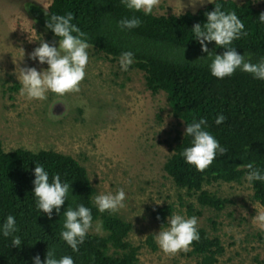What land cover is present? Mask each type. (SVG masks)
<instances>
[{"label": "trees", "instance_id": "obj_1", "mask_svg": "<svg viewBox=\"0 0 264 264\" xmlns=\"http://www.w3.org/2000/svg\"><path fill=\"white\" fill-rule=\"evenodd\" d=\"M221 4L222 10L234 11L245 25L248 35L233 41L235 50L252 63L264 58V23L259 15L264 9L256 8L251 0H212L194 11L180 14H149L127 9L121 0H51L46 6L28 2L26 7L32 18L46 32L60 40L46 21L52 14L66 15L72 12L76 24L87 34V42L93 49L111 59H119L122 52L131 51L134 62L130 67L144 73L146 88L151 94L163 91L171 113L184 126L180 137L170 145V153L163 163V171L174 185L194 194L199 206L220 210L226 199L203 188L204 183L222 180L238 182L246 176V165H253L264 174V80L237 69L223 79L214 77L209 69L208 53L201 51L195 39L193 26L207 21L206 13ZM138 17L142 23L131 30H121L118 21ZM75 35V33H74ZM214 54H223L227 49L217 47L215 42H206ZM224 115L223 123H215L218 115ZM204 118L205 130L209 131L227 149L203 172L186 163L181 155L192 146V138L185 137L188 123ZM36 164L48 172L50 182L59 174L62 182L70 185L68 199L60 212L53 209L49 218L37 209L33 180ZM252 197L264 205V182L250 183ZM94 188L86 168L73 156L52 149L33 151L23 147L5 151L0 144V226L12 215L21 238L19 247L12 246V236L4 237L0 232V264H34L33 257L46 259L48 249H55L57 258L68 255L74 264H137L138 247L127 239L131 224L115 214L101 213L93 203ZM83 204L91 209L92 220L100 219L106 234L91 233L79 245V251L60 238L68 207L76 209ZM187 215L200 214L192 204H186ZM174 208L171 204L156 207L152 216L164 224ZM159 217V218H158ZM199 241H194L191 252L200 257L202 264H213L223 252L218 236L209 235L198 227ZM147 243L155 247L152 236Z\"/></svg>", "mask_w": 264, "mask_h": 264}, {"label": "rangeland", "instance_id": "obj_2", "mask_svg": "<svg viewBox=\"0 0 264 264\" xmlns=\"http://www.w3.org/2000/svg\"><path fill=\"white\" fill-rule=\"evenodd\" d=\"M51 0H0V144L5 151L23 147L33 151L52 149L76 158L87 170L94 195L115 194L123 189L124 208L115 215L128 221L127 239L138 247L137 264H202L191 251L166 255L155 235L167 229L152 216L156 207L171 204L172 214L186 218L185 205L192 204L198 227L219 237L223 252L213 264H264V231L253 223L264 205L252 197L251 184L215 180L203 188L226 199L215 210L199 206L195 195L174 185L163 163L183 123L171 113L166 94L146 88L144 73L130 67L122 71L119 59H111L92 47L86 76L78 93L58 96L47 93L44 101L20 95L21 69L46 70L30 54L41 42L59 46L30 15L26 4L47 6ZM209 0H160L154 14L194 11ZM240 2L241 0H235ZM264 9V0H251ZM171 214V215H172ZM91 233L106 234L100 219L92 220ZM152 236L155 247L147 243Z\"/></svg>", "mask_w": 264, "mask_h": 264}, {"label": "clouds", "instance_id": "obj_3", "mask_svg": "<svg viewBox=\"0 0 264 264\" xmlns=\"http://www.w3.org/2000/svg\"><path fill=\"white\" fill-rule=\"evenodd\" d=\"M194 2V0H193ZM204 0H201L203 3ZM212 2V0H209ZM121 3L129 10L142 11L145 15L153 13L158 7L160 0H121ZM45 15L48 16L47 7L43 4ZM221 4L215 5V10L207 12V21L203 24L197 23L193 26L195 39L201 45V51L208 53L207 58L211 61L209 69L211 74L218 78L232 76L237 69L251 74L258 80H264V58L257 63H252L245 54H239L232 46L233 41L248 35L245 25L234 11L222 10ZM73 13L66 15L52 14L46 21V28L60 37L59 46H50L47 42H41L30 54V58L39 61L40 64L47 63L46 70L38 71L34 67L21 69L18 74L19 83L22 85L20 95L28 100L44 101L50 91L58 96L78 93L80 84L86 76L88 64L87 49L90 47L87 42V34L76 24L72 23ZM259 21L264 23V12L259 15ZM118 27L121 30L139 27L142 21L133 16L119 20ZM75 33V35H74ZM215 42L217 47L227 49L223 54H214L209 50L206 42ZM134 62V54L131 51L122 52L119 57V65L122 71H128L129 66ZM226 117L222 114L216 117L217 125L224 122ZM207 121L204 118L198 121L194 118L192 123H188L185 129V137L192 138V146L183 149L181 155L186 163L195 166L199 172L205 171L211 166L213 161L227 152L219 141L205 130ZM248 169L245 179L251 183L253 181L264 182V174L253 163L246 165ZM35 179L33 180L34 195L36 197L37 209L52 217L53 209L60 212L61 206L68 199L70 185L62 182L59 174L49 178V174L42 165L36 164L34 169ZM126 194L123 189L115 194L101 193L93 198V203L97 209L111 214L117 213L124 208ZM65 217L63 230L60 238L67 243L74 252L79 251V245L85 240L86 235L92 228L91 209L83 204L76 209L68 207L63 213ZM159 218V217H158ZM254 225L264 231V211H259L253 220ZM167 229L160 230L155 235V242L160 249L169 256H175L180 252L187 253L192 250L194 241H199L198 220L195 216L186 218L180 214H172L168 217ZM16 219L9 215L6 221L0 226V232L4 237L12 236V246L19 247L21 238L13 234L18 231ZM34 264H42L39 255L33 257ZM43 264H74L71 256L65 255L57 258L55 249H48L46 259Z\"/></svg>", "mask_w": 264, "mask_h": 264}]
</instances>
